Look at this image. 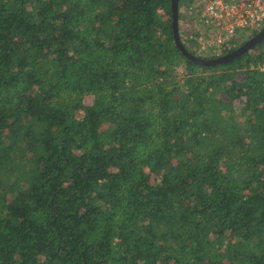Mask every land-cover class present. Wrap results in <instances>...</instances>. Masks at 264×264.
I'll use <instances>...</instances> for the list:
<instances>
[{
	"label": "trees",
	"instance_id": "trees-1",
	"mask_svg": "<svg viewBox=\"0 0 264 264\" xmlns=\"http://www.w3.org/2000/svg\"><path fill=\"white\" fill-rule=\"evenodd\" d=\"M170 3L0 0V264H264V39Z\"/></svg>",
	"mask_w": 264,
	"mask_h": 264
},
{
	"label": "built area",
	"instance_id": "built-area-1",
	"mask_svg": "<svg viewBox=\"0 0 264 264\" xmlns=\"http://www.w3.org/2000/svg\"><path fill=\"white\" fill-rule=\"evenodd\" d=\"M181 10L193 39L217 46L218 55L230 51L232 40L255 34L264 25V0H185Z\"/></svg>",
	"mask_w": 264,
	"mask_h": 264
},
{
	"label": "water",
	"instance_id": "water-1",
	"mask_svg": "<svg viewBox=\"0 0 264 264\" xmlns=\"http://www.w3.org/2000/svg\"><path fill=\"white\" fill-rule=\"evenodd\" d=\"M178 1L179 0H170L171 6V29L173 35V42L175 46L179 49L182 55L187 57L192 63L203 66H215L219 64H225L242 54L246 53L250 49H252L257 43L264 39V25L260 30H258L255 34L247 38L243 43H241L236 48L226 52L224 54H220L214 57H203L188 51L184 44L182 43L179 27H178Z\"/></svg>",
	"mask_w": 264,
	"mask_h": 264
},
{
	"label": "rangeland",
	"instance_id": "rangeland-1",
	"mask_svg": "<svg viewBox=\"0 0 264 264\" xmlns=\"http://www.w3.org/2000/svg\"><path fill=\"white\" fill-rule=\"evenodd\" d=\"M182 4H183V0H180V2H179V16H180L179 29L181 32H184V29L186 28L189 32V35H192L194 33V31L191 28L189 21H186V19H185L183 11L181 10ZM252 35H250V36H252ZM250 36L241 37L238 40L234 39L229 44H227V47H229L230 49H234L237 46H239L241 43H243ZM193 42H194V46H193L194 48L192 50L194 51V53L198 54L199 56L210 57L211 55H216V54L218 55V53H217L218 47L217 46L211 45L209 42L205 43L204 41H198V39H193ZM187 46H189V44H187ZM228 51L229 50H226L223 53H226Z\"/></svg>",
	"mask_w": 264,
	"mask_h": 264
}]
</instances>
